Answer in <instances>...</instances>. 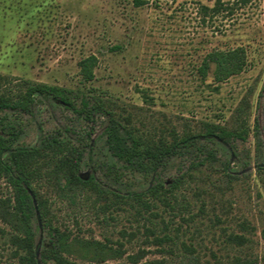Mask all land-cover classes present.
<instances>
[{
	"label": "rangeland",
	"instance_id": "374dc122",
	"mask_svg": "<svg viewBox=\"0 0 264 264\" xmlns=\"http://www.w3.org/2000/svg\"><path fill=\"white\" fill-rule=\"evenodd\" d=\"M214 1L150 0L137 7L133 0H0V75L13 88L27 79L99 95L150 130L181 132L202 121L230 123L246 98L253 126L257 117L263 122L258 102L264 85V0L247 5L231 21L204 19L201 6ZM240 44L249 53L242 73L218 87L211 78H200L197 67L209 51ZM90 54L98 56L99 64L95 79L85 82L78 62ZM37 123L46 132L62 124L80 132L85 128L76 114L55 105L39 107ZM23 140H38L36 122ZM256 145L253 133L236 142V171L264 161ZM254 167L231 182L203 167L165 202L146 197L149 208L132 202L106 209L95 197L56 201V222L81 238L114 248L123 244L120 258L100 263L79 258V264H133L130 256L140 250L147 252L142 262L183 264L194 255L202 264H225L236 257L264 264V170ZM43 190L55 198L49 186ZM10 196L11 187L0 180V200ZM11 234L0 218V264H18ZM230 234L247 240L231 242Z\"/></svg>",
	"mask_w": 264,
	"mask_h": 264
},
{
	"label": "trees",
	"instance_id": "16d2710c",
	"mask_svg": "<svg viewBox=\"0 0 264 264\" xmlns=\"http://www.w3.org/2000/svg\"><path fill=\"white\" fill-rule=\"evenodd\" d=\"M255 1L215 0L213 5L203 4L200 13L204 19L223 16L231 21ZM133 2L141 7L150 0ZM98 64L95 54L78 62L83 81L95 79ZM248 65L245 45L214 47L197 71L203 81L211 78L212 85L218 87ZM15 87L7 76L0 75V180L12 189V196L0 200V218L12 228L9 240L18 264H79V258L100 263L123 256V244L114 248L99 240L81 238L58 225L56 201L76 203L80 197H95L94 201H103L106 209L132 202L149 208L146 197L165 202L203 167L220 172L230 182L239 178L242 170L254 166L264 170V161L254 166L246 164L237 171L234 166L239 163L236 142L247 140L250 134L257 139V153L264 151V85L258 102L263 122L257 117L251 126L250 105L245 98L235 108L230 123L202 121L196 129L181 132L139 126L131 114L117 112L101 96L82 89L27 79ZM54 105L76 114L85 128L80 132L62 124L46 132L37 123V111L41 106ZM33 122L37 124L38 140L26 144L23 138ZM46 186L55 198L43 190ZM228 239L238 244L247 240L242 234H230ZM146 254V250H140L130 259L133 264H170L165 259L142 262ZM247 263L253 261L236 257L225 264ZM183 264L202 263L193 255Z\"/></svg>",
	"mask_w": 264,
	"mask_h": 264
}]
</instances>
